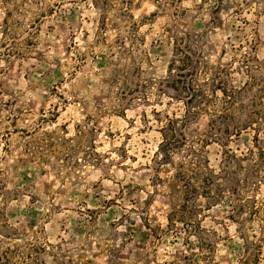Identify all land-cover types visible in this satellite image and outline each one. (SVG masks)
<instances>
[{
	"label": "rangeland",
	"instance_id": "1",
	"mask_svg": "<svg viewBox=\"0 0 264 264\" xmlns=\"http://www.w3.org/2000/svg\"><path fill=\"white\" fill-rule=\"evenodd\" d=\"M7 1L0 0V18L10 11L16 40L30 50L0 75L1 127L11 131L7 143L0 137V178L9 195H0V228L19 232L0 251L19 244L22 253L10 264H25L23 256L26 264H185L184 234L180 225L166 228L168 206L152 186L161 140L152 110L180 104L165 106L166 97L143 104L129 95L119 101L124 82L115 77L129 49L148 75L164 76L173 32L205 30L211 60L231 66L232 84L242 86L247 77L238 60L248 46L264 64V0L258 12L241 15L247 24L227 10L218 26H209L203 0H179L180 7L171 0H107V11L100 0ZM257 127L225 146L211 142L210 166H219L224 149L264 153V121ZM260 170L264 176V162ZM257 198L264 209V179ZM229 214L227 196L204 220L216 230L215 262L252 264L243 262Z\"/></svg>",
	"mask_w": 264,
	"mask_h": 264
},
{
	"label": "trees",
	"instance_id": "2",
	"mask_svg": "<svg viewBox=\"0 0 264 264\" xmlns=\"http://www.w3.org/2000/svg\"><path fill=\"white\" fill-rule=\"evenodd\" d=\"M100 1L106 11L110 9L107 0ZM179 2L171 0L170 3L180 7ZM203 3L208 5L209 26H218L222 24L221 12L227 10L247 24L248 20L241 15L258 12L261 0H203ZM161 7L165 9L166 6ZM10 14L6 11L0 18V75L7 68L5 66L12 65L30 50V45L23 46L22 40H16ZM27 37L30 42L32 32L29 31ZM172 38L164 76L148 75L137 65L129 49V61L115 77L124 82L118 91L119 101L129 95L130 101L143 104H153L151 101L162 104V97L167 98L165 106L180 104L175 111L152 110L155 120L161 124V140L153 158L152 186L168 206L166 228L176 231L180 225L184 234L185 264H216L213 256L216 230L206 226L204 220L208 211L228 196L231 206L228 218L235 224L242 243L243 262L260 264L264 261V209L258 203L257 190L264 179L260 172L264 153L249 149L237 154L224 149L219 166L214 168L209 164L206 147L213 141L225 146L231 137L247 128L258 126L260 129L264 121V64H260L254 46H248L249 51L242 53L238 60V69L245 72L247 79L242 86H236L230 80L231 66L211 60L213 49H205V30L173 32ZM33 44L32 41L31 47ZM5 105L0 98V111ZM14 121L12 117L10 122ZM1 125L0 117V137L6 142L11 131ZM24 134L31 136L28 131ZM257 136H254V147L259 149ZM174 155L178 160H174ZM0 195L5 199L9 197L2 182ZM0 215H4L3 212ZM256 220L258 229L254 226ZM12 231L0 228V245L4 239L14 238L11 234L19 233ZM29 245H26L29 250L42 249ZM20 253L17 243L5 246L0 251V264H10ZM20 259L27 263L25 256Z\"/></svg>",
	"mask_w": 264,
	"mask_h": 264
}]
</instances>
